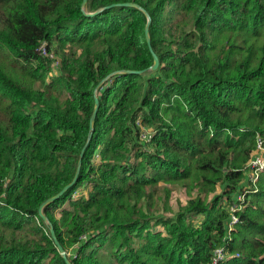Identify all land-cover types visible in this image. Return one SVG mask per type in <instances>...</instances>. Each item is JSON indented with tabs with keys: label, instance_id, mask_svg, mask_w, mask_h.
Here are the masks:
<instances>
[{
	"label": "trees",
	"instance_id": "1",
	"mask_svg": "<svg viewBox=\"0 0 264 264\" xmlns=\"http://www.w3.org/2000/svg\"><path fill=\"white\" fill-rule=\"evenodd\" d=\"M81 3L0 0V264H66L50 225L70 264H264V171L223 239L264 135V0ZM146 25L158 68L111 75L152 65ZM175 182L199 194L167 216Z\"/></svg>",
	"mask_w": 264,
	"mask_h": 264
},
{
	"label": "built area",
	"instance_id": "2",
	"mask_svg": "<svg viewBox=\"0 0 264 264\" xmlns=\"http://www.w3.org/2000/svg\"><path fill=\"white\" fill-rule=\"evenodd\" d=\"M45 45H41L39 50L42 54H47L44 49ZM50 57V54H47ZM57 61L54 64L57 65ZM141 138L148 140L150 134L146 132L141 133ZM257 140H255L256 149L252 150L249 162L245 165L246 180L244 182L243 188L240 192L234 194V199L227 203V209L229 213V219L226 226V236H224V241L229 237L230 231L234 228L235 224L239 221L238 212L243 209L246 203V193L249 191L257 190V182L260 174L264 171V136L257 135ZM227 256L226 247L224 244L217 246L212 251L211 264H221Z\"/></svg>",
	"mask_w": 264,
	"mask_h": 264
},
{
	"label": "water",
	"instance_id": "3",
	"mask_svg": "<svg viewBox=\"0 0 264 264\" xmlns=\"http://www.w3.org/2000/svg\"><path fill=\"white\" fill-rule=\"evenodd\" d=\"M87 0H82V7L84 8L85 4H86ZM114 5H122V6H130V7H135V8H138L139 10H141L147 17V24L149 23L150 21V17H149V14L147 13V11L142 7L140 6L139 4L135 3V2H121V3H112L106 7H111V6H114ZM101 9L95 11V12H85V14L87 15H92L98 11H100ZM145 37H146V41H147V44H148V47L151 51V54H152V57H153V63L151 66H149L148 68H145V69H140V70H130V69H124V70H121V71H114L111 73L112 74H115L117 72H122V73H135V74H142L144 72H146L147 70H151V71H154L158 68V65H159V59H158V56L157 54L152 50V47L150 45V37H149V31H148V26L146 25L145 27ZM105 79L101 80L95 87L94 89V108H93V112H92V115H91V118H90V130H92V127H93V120H94V117H95V114H96V111H97V108H98V96H97V92H98V89L102 86V83L104 82ZM82 153H83V149L81 150L80 152V156H79V160H78V163H77V167H76V172H75V175L72 179V181L70 183H68L67 185H65L59 192H57L56 194L48 197L39 207L38 209V212H39V215L42 217L43 220H45L47 223V218L46 216L43 214L42 212V209L43 207L56 200L57 198H59L66 190L68 187H70L71 185L74 184V182L76 181V178H77V175L79 173V170H80V165H81V158H82ZM50 233H51V236L57 246V249L59 251V253L61 254V256L65 259V262L66 264H70V261L67 259L66 257V253H65V250L63 249V247L59 244L56 236H55V232H54V229L53 227L50 225Z\"/></svg>",
	"mask_w": 264,
	"mask_h": 264
},
{
	"label": "rangeland",
	"instance_id": "4",
	"mask_svg": "<svg viewBox=\"0 0 264 264\" xmlns=\"http://www.w3.org/2000/svg\"><path fill=\"white\" fill-rule=\"evenodd\" d=\"M173 25H176V28L177 29L180 28V30L182 31L184 29H188L191 26V22L189 20H184L183 21V18H179L176 21H174ZM44 45L45 44H43V46ZM53 46H52L51 50H53ZM44 49L47 50L45 47H44ZM49 54L51 56L54 55L53 54V51L49 52ZM55 61L58 62L57 59ZM57 73H58V66H54L53 67V74H57ZM256 140H257V138H256ZM255 149H256V145L254 147V150ZM97 158L98 157L96 156L95 159H97ZM248 162H249V160L245 164H247ZM163 184H165V183H161V185H163ZM167 185H168L167 188L169 189V193H168V197H167V202H168V205L170 207V210L164 212V214L167 215V216H172L173 214H175L183 205L186 204V202H187V200L189 198H193V197H195V196H197L199 194L198 193V187L197 186H194L193 184H191L187 188L185 186L179 185V183H176V182L175 183H168ZM87 191H88V188H87L86 185H84L81 188H79V190L75 193V195H78V194H86ZM219 192H220V187L217 186L215 188V190L213 191V193L209 194V196L211 197L213 194L219 193ZM203 194H200V195L202 196ZM160 196L163 197L164 196V192ZM158 201H160V199H158ZM246 202H247V200H246ZM155 207H157L159 210H162L163 209V206H161L160 203H157L156 204V197H155V205H154V208ZM244 207H245V205H244ZM201 218H202L201 215L197 216V218L195 219L194 223L197 225L200 222ZM159 228H161V227H159Z\"/></svg>",
	"mask_w": 264,
	"mask_h": 264
}]
</instances>
